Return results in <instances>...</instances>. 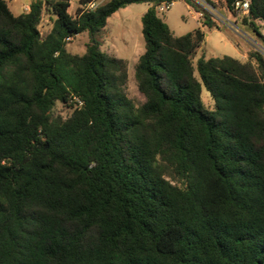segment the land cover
Here are the masks:
<instances>
[{
	"label": "trees",
	"instance_id": "trees-1",
	"mask_svg": "<svg viewBox=\"0 0 264 264\" xmlns=\"http://www.w3.org/2000/svg\"><path fill=\"white\" fill-rule=\"evenodd\" d=\"M79 1L15 14L0 0V264H264V50L194 64L203 27L222 26L210 12L176 35L158 10L175 0ZM142 2L136 105L128 60L100 38ZM259 22L264 0H251L243 23L264 49ZM82 32L85 52H70Z\"/></svg>",
	"mask_w": 264,
	"mask_h": 264
},
{
	"label": "rangeland",
	"instance_id": "rangeland-1",
	"mask_svg": "<svg viewBox=\"0 0 264 264\" xmlns=\"http://www.w3.org/2000/svg\"><path fill=\"white\" fill-rule=\"evenodd\" d=\"M16 1V0H15ZM71 1V11H75L79 5L78 0ZM200 7H203L200 1L202 0H193ZM210 5L216 7L218 11L230 17L232 24H224L220 28L208 29L203 27L205 30V39L202 45L197 48L196 52L193 55V62L196 64V61L199 57H211V56H223L231 55L234 57L241 58L246 60L248 58V53L252 47H258L262 50L260 42L257 40L256 35L250 30L248 25L243 23L245 15L242 14H231L225 6L224 0H205ZM29 2V0H17L12 7L15 13H20L21 3ZM204 2V1H202ZM160 16L169 24L171 29L176 35H181L192 31L194 28L200 25V20L202 16L197 13V10L188 4L186 0H175L170 8L162 10L159 12ZM54 15L47 10L46 8L42 11V19L39 25V28L43 34L48 33L53 26ZM138 25L134 22V28L141 33L140 24L141 20L138 18ZM237 26H235V25ZM262 31L264 32V26L259 22ZM89 36L87 32H82L72 36L68 40V50L75 54H82L86 50V43L88 42ZM140 40L142 47L144 49V39L140 35ZM108 43H104V47L107 48ZM131 47L123 53H119V57L128 59V81H127V94L133 99L136 105H141L145 102V95L139 90L137 81L135 78V65L136 59L133 57V52ZM196 75L198 73L196 72ZM202 99L204 103L209 107H214V99L212 98L210 92L203 86L202 88ZM56 113H61L64 116H67L71 113V108L67 107L62 103H58L55 107Z\"/></svg>",
	"mask_w": 264,
	"mask_h": 264
},
{
	"label": "crops",
	"instance_id": "crops-1",
	"mask_svg": "<svg viewBox=\"0 0 264 264\" xmlns=\"http://www.w3.org/2000/svg\"><path fill=\"white\" fill-rule=\"evenodd\" d=\"M7 1L11 10L13 11L12 7L14 6V4L12 5V3H15L17 0L16 1L7 0ZM38 1L41 0H29V2L21 3V11L22 12L29 11L31 8V4ZM79 5H80V1H79ZM149 6L150 4L147 2L131 3L125 7L120 8L119 10L114 12L111 16H109L107 20V24L102 30V35L100 38L102 42L101 48L107 51L108 53H110L111 55L115 57H119L121 53L133 47L132 48L133 57L136 59V63H137L138 58L145 51V47L144 49L142 47L140 35L143 36L142 16L146 12ZM44 8H46V5L43 2V9ZM20 13H15V14H20ZM138 18H140L141 20V24H140L141 33L134 28V22L137 23L138 25V21H137ZM106 42L108 43L107 48L104 47V43Z\"/></svg>",
	"mask_w": 264,
	"mask_h": 264
},
{
	"label": "built area",
	"instance_id": "built-area-1",
	"mask_svg": "<svg viewBox=\"0 0 264 264\" xmlns=\"http://www.w3.org/2000/svg\"><path fill=\"white\" fill-rule=\"evenodd\" d=\"M105 0H89L82 4L81 6L83 7V10H88V9H95L98 5H100L102 2ZM204 1V2H202ZM200 1L201 4L203 5V9L197 11V13L200 16H203L204 10L210 12L214 17H216L219 21L223 22L224 24H232L233 22L231 21L230 17L227 15H224L216 7L210 5L208 2L205 0ZM225 1V6L228 9V11L233 14H242V15H248L250 13V4L251 0H224ZM173 2L170 1H165L162 2L161 4L158 5V10L159 12L165 9H168L171 7ZM235 25V24H234ZM237 26V25H235ZM80 103L78 98H76Z\"/></svg>",
	"mask_w": 264,
	"mask_h": 264
}]
</instances>
